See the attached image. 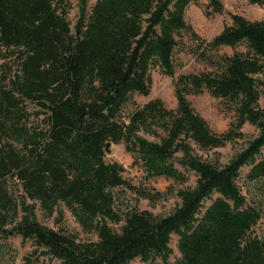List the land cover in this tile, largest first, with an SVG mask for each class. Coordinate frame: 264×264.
Masks as SVG:
<instances>
[{
  "label": "trees",
  "instance_id": "16d2710c",
  "mask_svg": "<svg viewBox=\"0 0 264 264\" xmlns=\"http://www.w3.org/2000/svg\"><path fill=\"white\" fill-rule=\"evenodd\" d=\"M90 2L78 0L72 28L70 0H0V239H32L61 264H264V238L254 232L261 215L238 184L244 167L250 180L264 181V20L232 14L207 40L185 17L199 0ZM224 10L223 0H208L207 16ZM180 50L206 69L178 76L177 107L156 98L125 114L134 94H150L153 69L175 75ZM205 91L234 113L224 132L189 99ZM247 123L258 134L247 137ZM245 138L226 164L219 153L204 157ZM109 142L124 143L146 180L183 185L194 172L196 184L137 187L122 163L106 161ZM120 187L180 202L166 215L122 212ZM62 205L98 240L38 218V207L51 218ZM174 235L180 256L172 263Z\"/></svg>",
  "mask_w": 264,
  "mask_h": 264
},
{
  "label": "rangeland",
  "instance_id": "374dc122",
  "mask_svg": "<svg viewBox=\"0 0 264 264\" xmlns=\"http://www.w3.org/2000/svg\"><path fill=\"white\" fill-rule=\"evenodd\" d=\"M72 8L69 12V19L74 28L79 17L78 0H70ZM96 0H91L90 5ZM225 10L222 13H216L207 16L208 0H199L198 3H192L188 6L185 17L186 20L194 27L196 32L207 40L213 39L218 35L225 26L232 23V14L242 15L250 20H264V7L251 4L249 0H223ZM222 52L231 54L233 50L230 47H223ZM176 72L174 76L165 74L160 67L152 70V85L149 95L134 94L132 101L126 104L124 113H131L135 104L143 105L150 100L160 98L169 108L177 107V98L175 94V81L181 73L201 72L206 69L205 65L198 62L196 58L185 51H178L175 54ZM189 99L198 113H200L216 132L226 131L232 120L234 113L227 112V104L221 99L213 97L209 92L205 91L199 95H190ZM261 106L264 107V94L260 99ZM32 108V106H30ZM243 132L247 137L258 134V130L254 125L249 123L243 127ZM247 138L240 139L235 143H228L224 147L204 152V157L213 159L215 153H219L222 163L226 164L233 155L239 151L245 144ZM264 155V151H263ZM106 161H118L122 163L126 169L124 176L137 187L146 188L149 191L167 192L170 188H185L194 186L197 176L194 172L190 173L189 181L183 185L176 184L173 180L165 177H158L146 180L144 172L134 165V159L131 153L126 151L124 143H113L109 150H106ZM250 167H244L238 179L242 192L246 195L248 205L259 211L261 218L254 227V232L259 237L264 238V181L250 180L248 174ZM120 199V210L127 211L132 206H137L141 210H149L156 215H166L180 202V198L176 194L169 195L158 201H151L140 196L134 190L126 187L116 189ZM63 212V216L59 214ZM59 211L51 218L46 217L42 211L37 208V214L40 221L54 229L64 228L74 233L82 241H97L98 236L94 232L85 231L71 211L62 205ZM112 227L119 231L121 224L112 223ZM179 237L173 236L171 246L173 255L170 261L174 263L180 256L177 247ZM31 260L34 264H61L60 260L47 254L44 248H39L34 240L23 239L21 236L10 237L8 239H0V264H25L26 260ZM128 264H145L139 258L132 260Z\"/></svg>",
  "mask_w": 264,
  "mask_h": 264
},
{
  "label": "water",
  "instance_id": "95a60500",
  "mask_svg": "<svg viewBox=\"0 0 264 264\" xmlns=\"http://www.w3.org/2000/svg\"><path fill=\"white\" fill-rule=\"evenodd\" d=\"M110 146H111V142H109V143L107 144V146H106V150H109Z\"/></svg>",
  "mask_w": 264,
  "mask_h": 264
}]
</instances>
